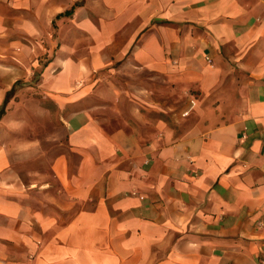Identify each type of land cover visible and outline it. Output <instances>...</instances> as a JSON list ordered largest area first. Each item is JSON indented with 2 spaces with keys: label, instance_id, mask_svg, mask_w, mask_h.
I'll list each match as a JSON object with an SVG mask.
<instances>
[{
  "label": "crops",
  "instance_id": "1",
  "mask_svg": "<svg viewBox=\"0 0 264 264\" xmlns=\"http://www.w3.org/2000/svg\"><path fill=\"white\" fill-rule=\"evenodd\" d=\"M43 56L65 152L0 143V264H264V0H0V103Z\"/></svg>",
  "mask_w": 264,
  "mask_h": 264
},
{
  "label": "rangeland",
  "instance_id": "2",
  "mask_svg": "<svg viewBox=\"0 0 264 264\" xmlns=\"http://www.w3.org/2000/svg\"><path fill=\"white\" fill-rule=\"evenodd\" d=\"M50 60L43 56L28 81L15 84L0 103V143L9 150L13 169L25 185L39 186L44 179L56 189L52 178V160L65 152L67 132L60 117V110L46 95L40 77L41 68ZM149 78V77H148ZM108 79H112L108 78ZM116 79L125 85L122 77ZM189 92L181 90L171 102L163 97V119L172 127L177 120L185 119L183 112L188 107ZM7 103L3 105L4 100ZM154 110L152 106L146 105ZM145 111V109H143ZM149 112V111H147ZM153 116V115H150Z\"/></svg>",
  "mask_w": 264,
  "mask_h": 264
},
{
  "label": "built area",
  "instance_id": "3",
  "mask_svg": "<svg viewBox=\"0 0 264 264\" xmlns=\"http://www.w3.org/2000/svg\"><path fill=\"white\" fill-rule=\"evenodd\" d=\"M207 59V61H210L208 58H206ZM195 105V102H194V100H190V102H189V107H193ZM190 109V108H189ZM189 109H186L184 112H183V115L184 116H187L188 115V113H189Z\"/></svg>",
  "mask_w": 264,
  "mask_h": 264
},
{
  "label": "trees",
  "instance_id": "4",
  "mask_svg": "<svg viewBox=\"0 0 264 264\" xmlns=\"http://www.w3.org/2000/svg\"><path fill=\"white\" fill-rule=\"evenodd\" d=\"M66 14H67V13H66ZM11 91H12V90H11ZM11 91H10V92H11ZM10 92H8V95H9ZM6 103H7V100L5 99L4 102H3V105H5ZM1 114H3V113L0 112V115H1Z\"/></svg>",
  "mask_w": 264,
  "mask_h": 264
}]
</instances>
